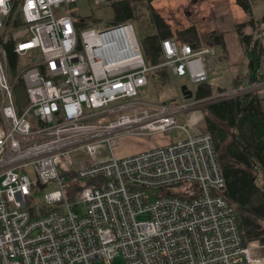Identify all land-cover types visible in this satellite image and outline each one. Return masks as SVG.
I'll use <instances>...</instances> for the list:
<instances>
[{
    "label": "built area",
    "instance_id": "2783aa9c",
    "mask_svg": "<svg viewBox=\"0 0 264 264\" xmlns=\"http://www.w3.org/2000/svg\"><path fill=\"white\" fill-rule=\"evenodd\" d=\"M79 1L20 0L15 27L14 1L0 0V264H264L225 197L211 132L190 131L199 101L139 96L161 69L208 81L227 67L222 50L167 37L149 65L132 22L79 33ZM173 130L186 136L115 154L123 134Z\"/></svg>",
    "mask_w": 264,
    "mask_h": 264
},
{
    "label": "trees",
    "instance_id": "16d2710c",
    "mask_svg": "<svg viewBox=\"0 0 264 264\" xmlns=\"http://www.w3.org/2000/svg\"><path fill=\"white\" fill-rule=\"evenodd\" d=\"M14 6L11 19L15 27L23 26L21 12L19 10L20 0H13ZM153 0H147L150 16L156 28V34L149 36V46L145 49L146 61L149 65H155L162 61L160 43L163 39L170 37L171 31L165 20L152 6ZM167 1L158 0L156 5L161 12L167 13ZM238 6L246 13L248 20L237 24L235 31L238 33L245 53L249 51L251 58L248 61V74L237 76L238 83L262 84L264 82V44L262 33L264 31V0H236ZM164 4V6H159ZM118 23L130 22L135 15V7L130 0H118L111 4ZM262 13L258 16V10ZM76 18V27L80 33L88 27L85 17ZM251 27L252 34L245 33V28ZM197 28L188 27L180 35L182 41H188L193 46H198ZM209 42L214 47L224 48V36L222 33L213 32L208 35ZM9 60L12 68L16 67V54L13 42L6 44ZM169 74L166 69L160 73ZM156 73V74H155ZM242 79V81H241ZM158 85V82L155 80ZM262 89L260 90V92ZM256 92L254 96L246 101L244 98H221L212 99L209 102L208 113L205 123L213 136V142L217 151L221 169L226 179L225 197L234 206L238 222L245 232L246 241L264 242V188H261L255 170L257 166L264 169V95ZM16 103L20 108L28 104V97L24 83L20 80L14 86ZM211 88L201 85L196 92V99L212 98ZM213 118L215 120H213ZM219 123L227 124L237 134L229 141V134ZM73 186H77L75 183Z\"/></svg>",
    "mask_w": 264,
    "mask_h": 264
},
{
    "label": "rangeland",
    "instance_id": "374dc122",
    "mask_svg": "<svg viewBox=\"0 0 264 264\" xmlns=\"http://www.w3.org/2000/svg\"><path fill=\"white\" fill-rule=\"evenodd\" d=\"M115 1L118 0H109L106 3L98 4L94 0H81L77 3L69 5V7L72 8L77 18H86L88 27H99L100 29H106L117 23L114 22L115 14L111 8V4ZM130 1H132L135 7V15L130 22H132V24L134 25L136 36L139 40L143 52L145 53L144 48L149 46L148 38L149 36L154 34V25L152 17L150 16L148 2L147 0ZM193 1L197 2V0ZM247 52L248 59H250L252 55L249 51ZM247 64L248 63H245L243 65V68L239 70L238 73L229 68L225 70L223 67L219 70L218 68L213 67L216 69V71L214 73H211L208 81L202 84H190L184 78L173 77L172 75L167 74V72L166 74L160 73L159 75H152L148 87L142 89L139 93V96L142 99H150L159 102L173 100L178 101L183 100L184 98L181 93V85L183 84H186L188 88L194 93L193 98L196 97V92L201 85H203L204 88H211L213 92L212 98L194 99L195 101H199L198 103H196L194 110H197V113L201 118V122L199 125L190 128L192 134L201 133L203 130L209 131L205 123V117L209 116L208 106L210 100L237 97L244 98L246 101H248V99L254 96L257 91L260 92V90L263 89L262 86L264 84L259 85L256 82L249 84L246 80L245 83H238L240 79L237 76H244L248 74ZM236 77L239 80H237ZM155 80L158 82V85L155 83ZM240 88H242V91L240 90ZM260 94L264 95V91L262 90ZM213 120L215 119L213 118ZM219 124L227 130L229 134V141L233 138V135L237 134L236 131L234 129H231L227 124ZM185 136L186 134L181 133L179 130H173L164 134L148 136H133L131 134H123L118 139V144L115 147V154L119 157L128 156L131 154L149 150L158 145L167 144L170 141H176L178 138H184ZM255 175L260 187L264 188V169H262L260 166H257ZM80 212H83V210H80Z\"/></svg>",
    "mask_w": 264,
    "mask_h": 264
},
{
    "label": "crops",
    "instance_id": "0c3cea01",
    "mask_svg": "<svg viewBox=\"0 0 264 264\" xmlns=\"http://www.w3.org/2000/svg\"><path fill=\"white\" fill-rule=\"evenodd\" d=\"M158 0H153L152 6L157 13L168 24L171 36L177 38L188 27L195 26L200 36L208 39V35L213 32L222 33L225 46L217 47L225 55L227 68L239 72L245 63H248V54L243 50L244 47L240 41L235 26L248 20L246 13L238 6L236 0H168L167 13L161 12L156 5ZM159 6H164L160 4ZM262 8L258 11V16L262 13ZM157 30L154 27V34ZM245 33L252 34L251 27L245 28ZM264 44V31L262 33ZM210 43V42H209ZM248 72V71H247ZM264 84V83H263ZM263 91H264V85Z\"/></svg>",
    "mask_w": 264,
    "mask_h": 264
},
{
    "label": "water",
    "instance_id": "95a60500",
    "mask_svg": "<svg viewBox=\"0 0 264 264\" xmlns=\"http://www.w3.org/2000/svg\"><path fill=\"white\" fill-rule=\"evenodd\" d=\"M181 93L185 99H191L194 96V93L188 88L186 84L181 85ZM166 104H169V101H165Z\"/></svg>",
    "mask_w": 264,
    "mask_h": 264
},
{
    "label": "bare ground",
    "instance_id": "6f19581e",
    "mask_svg": "<svg viewBox=\"0 0 264 264\" xmlns=\"http://www.w3.org/2000/svg\"><path fill=\"white\" fill-rule=\"evenodd\" d=\"M73 16H74V18H75V13L73 12ZM75 22H76V18H75Z\"/></svg>",
    "mask_w": 264,
    "mask_h": 264
}]
</instances>
